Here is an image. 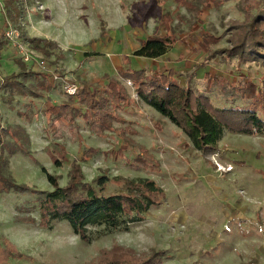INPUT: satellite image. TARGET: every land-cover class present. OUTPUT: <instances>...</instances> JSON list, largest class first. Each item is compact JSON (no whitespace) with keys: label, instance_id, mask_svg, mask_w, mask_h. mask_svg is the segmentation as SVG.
Returning a JSON list of instances; mask_svg holds the SVG:
<instances>
[{"label":"rangeland","instance_id":"374dc122","mask_svg":"<svg viewBox=\"0 0 264 264\" xmlns=\"http://www.w3.org/2000/svg\"><path fill=\"white\" fill-rule=\"evenodd\" d=\"M2 5L14 24L25 16L19 27L24 42L30 45L26 36L56 44L50 51L56 61L48 67L58 69L53 75L63 85V92L49 91V87L39 91L45 97L38 102L39 114L30 110H26V117L15 116L10 110L4 114L6 143L29 136L31 152L30 156L21 152L12 156L4 174L17 185L52 192L54 187L36 161L59 178L60 187H65L71 162L76 159L81 162L87 183L99 176L152 179L167 195L162 205L149 211L146 221L131 226L128 232L91 227V241L85 243L64 221L54 222L51 230L18 222L17 218L29 215L39 219L34 210L38 196L5 191L0 183V242L7 238L28 257L11 259L9 264H96L100 251L110 250L115 244L142 257L165 251L163 264H264V135L226 131L219 152L203 155L153 108L135 103L119 108L120 103L114 100L112 106L120 120L111 132L95 135L78 119L79 137L72 139L65 133L57 141L68 153L62 168L56 167L44 150L51 142L44 110L53 100H68L64 85L78 90L84 83L93 89L104 88L107 76L123 82L131 98L138 100L131 83L123 81L119 72L139 70L140 66L154 72L156 62L132 56L141 41L150 36H170L177 42L159 62L175 65L165 72H174L182 86L190 84L202 92L206 75L224 83L249 78L260 85L263 67L240 64L225 54L231 48L236 27L244 22L239 0H4ZM14 53L18 54L16 50ZM45 62L40 59V64ZM99 78L102 85L93 86ZM212 83L208 82L209 96L222 107L229 87L223 89ZM6 94H1L0 100ZM261 115L264 118V112ZM121 147L122 152H118ZM86 148L94 149L92 158L85 157ZM131 161L144 167L136 164L133 168L128 164ZM117 190L111 186L112 192ZM18 207L25 211L18 212Z\"/></svg>","mask_w":264,"mask_h":264},{"label":"trees","instance_id":"16d2710c","mask_svg":"<svg viewBox=\"0 0 264 264\" xmlns=\"http://www.w3.org/2000/svg\"><path fill=\"white\" fill-rule=\"evenodd\" d=\"M239 8L244 13V22L236 27V32L230 39L231 48L226 50L225 54L229 58H236L240 64H255L264 68V0H239ZM25 39L33 49L47 56L51 55V49L57 47L56 44L45 40L29 39L26 36ZM176 43L170 36H150L141 41L140 47L132 56L150 60L160 59L168 55ZM207 44L208 47L212 43ZM7 48L8 42L5 41V37L0 38V51ZM86 55L98 56L100 53ZM127 59L128 56L124 58V62ZM20 68L22 69L20 73L13 74L0 83L2 94L9 88L11 90L20 88L18 79L26 74L23 63H20ZM119 77L131 83L139 102L167 118L182 131L192 147L203 155L219 152L218 145L226 131L253 137L264 135V118L261 115L264 112V80L260 85L249 78L224 83L222 79H212L206 75V88L199 92L190 84L182 86L174 72H149L146 69L127 68L119 72ZM105 79L108 83L104 88L93 89L84 83L75 96L68 95L67 102L44 110L47 119L46 132L51 139L44 150L50 154L56 167L62 168L68 157L64 146L57 141L62 139L65 133L72 139L79 137L78 119L84 122L91 133L101 136L111 132L114 124L120 120L115 107L112 106L114 100L120 103L116 104L119 108L121 105L132 103L133 99L123 82L107 76ZM211 80L212 86L223 89L226 85L229 87V94L222 107L216 106L209 96L212 92L208 82ZM101 82V78L95 79L93 86L99 87L102 85ZM41 86L48 89L46 79L41 82ZM32 95L39 97V94ZM7 133L8 129L4 127L0 116V183L4 185L3 190L38 196L34 210L39 219L31 215L24 216L17 218L20 223L51 230L54 222L64 221L75 235L83 242L89 243L91 227L128 232L131 226L146 221L149 211L162 205L167 198L164 189L152 179L134 180L121 176L112 178L99 176L87 183L81 162L76 159L71 162L69 181L65 187H60L59 178L48 173L37 161L36 164L42 167L54 190L42 192L17 185L11 176L4 174V170L9 164V159L17 152L31 155L30 140L29 136H23L19 141L14 139L15 145L8 144L5 141ZM122 150L121 147L118 152ZM93 151L92 148H86L85 157L92 158L95 155ZM137 161L128 164L133 168L137 167L136 164L144 167ZM111 186H116L118 190L112 192ZM17 211L22 213L25 209L18 207ZM165 257V251L153 252L150 256L142 257L132 249L115 244L110 250L100 251L96 264H163ZM15 258L28 259L7 238L3 239L0 242V264H9V261Z\"/></svg>","mask_w":264,"mask_h":264},{"label":"crops","instance_id":"0c3cea01","mask_svg":"<svg viewBox=\"0 0 264 264\" xmlns=\"http://www.w3.org/2000/svg\"><path fill=\"white\" fill-rule=\"evenodd\" d=\"M2 1H0V38L5 37V29L8 26V22L10 21L12 23L11 20L7 19L5 10L2 5ZM8 1V0H5ZM26 21V18L24 15L21 16L20 20L17 23H12L14 24L16 27H21V25L24 23L23 21ZM31 21V19H30ZM47 39V38H45ZM5 41L6 38H5ZM49 41V40H47ZM8 42V41H7ZM51 42V41H49ZM54 43V42H52ZM55 44V43H54ZM14 48L9 44L8 42V48L7 49H2L0 51V83H3L4 80H6L8 77H10L13 74H18L21 72V68H20V63H23L25 66V72L26 74L22 75L18 81L20 82V88L17 90H11L10 88L7 91L6 96H2L3 99L0 100V116L2 118V122L4 125V114L10 110L12 112H14L15 116L18 115H23L26 117L25 112L26 110H30V112H34V114H39L38 110H37V106H38V102L40 101V99L44 100V96L39 94V91H44V87L41 86V82L46 79V86L50 87L48 85V82L51 85V90L49 91H60L63 92L60 89V85H62V82H59V84H56L54 86L53 82H52V75L53 73H55L58 69H51L50 67H48V64H51L52 62H55V57L52 55L53 52H51L50 56L47 55H42L41 53H39L40 59H42V62H45L44 60L47 58V63L45 65V69H43L40 64H36L35 62H31V63H25L22 61V58L20 57L19 54H15L14 53ZM167 56V55H166ZM49 57V58H48ZM162 58H165L162 57ZM160 58V59H162ZM64 59V58H62ZM66 59V58H65ZM160 59H156V60H150V59H146L147 61H151V62H156L157 67L153 68L154 72H165L167 70H172L173 68H176L175 65L170 66V62L169 61H164L163 62H159ZM50 61V62H49ZM14 67L15 70L12 73H8V71L11 70V68L13 69ZM17 67H19V70H17ZM57 69V70H56ZM140 69H145L144 67L140 66ZM55 71V72H54ZM59 85V86H57ZM63 86V85H62ZM33 93L35 94H39V97L32 95ZM2 94V92H1ZM7 97V98H6ZM50 97V94L47 96ZM69 99V97H68ZM134 100V99H133ZM68 101V100H67ZM67 101H64L62 103H65ZM8 102H14V105H8ZM41 102V101H40ZM62 103H57L56 101H52L51 102V106L53 105H59ZM132 103H135L137 105H142L141 102H139L138 100H134V102L132 101ZM146 107H149L145 104H143ZM24 110H23V108ZM16 110H18V112H16ZM45 116V115H44ZM19 126H22L19 124ZM5 127V125H4ZM27 134L30 135L29 130H27Z\"/></svg>","mask_w":264,"mask_h":264},{"label":"built area","instance_id":"2783aa9c","mask_svg":"<svg viewBox=\"0 0 264 264\" xmlns=\"http://www.w3.org/2000/svg\"><path fill=\"white\" fill-rule=\"evenodd\" d=\"M4 34L6 40L18 52L23 62L25 63L35 62L36 64H40V56L34 50L31 49V45L24 42L20 33V29L18 27H16L14 24H12L9 21ZM40 66L43 69L46 68L45 65L43 64H40ZM52 81L55 83H59L62 80L59 77H57V75H52ZM64 89L66 94L69 96H75L78 92V88L76 86L64 85ZM0 98H1V92H0Z\"/></svg>","mask_w":264,"mask_h":264},{"label":"bare ground","instance_id":"6f19581e","mask_svg":"<svg viewBox=\"0 0 264 264\" xmlns=\"http://www.w3.org/2000/svg\"><path fill=\"white\" fill-rule=\"evenodd\" d=\"M229 171V170H228Z\"/></svg>","mask_w":264,"mask_h":264}]
</instances>
